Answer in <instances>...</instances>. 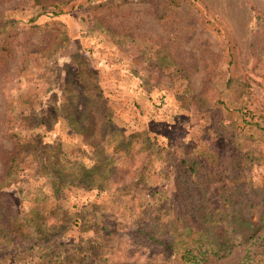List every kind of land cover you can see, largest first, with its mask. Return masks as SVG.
<instances>
[{
  "label": "rangeland",
  "instance_id": "1",
  "mask_svg": "<svg viewBox=\"0 0 264 264\" xmlns=\"http://www.w3.org/2000/svg\"><path fill=\"white\" fill-rule=\"evenodd\" d=\"M180 158L264 187V0H0V264H179L127 228Z\"/></svg>",
  "mask_w": 264,
  "mask_h": 264
},
{
  "label": "trees",
  "instance_id": "2",
  "mask_svg": "<svg viewBox=\"0 0 264 264\" xmlns=\"http://www.w3.org/2000/svg\"><path fill=\"white\" fill-rule=\"evenodd\" d=\"M180 159L181 162H168L173 187L158 190L159 198L150 203L149 211L160 210L163 214L150 216L147 223L137 221L134 230L128 227L130 237L144 247L161 244L178 256L179 264L226 259L238 248H241L239 264H264V187L255 186L253 177L246 174L259 162L208 164L194 158ZM11 163L7 174L14 165ZM135 163L136 178L148 172L152 164ZM114 171L117 172L116 167ZM14 215L8 216L10 226H5L11 234L20 217ZM63 253L55 255L58 258L55 264L70 263ZM80 253H85L80 264H92L94 254L88 250ZM108 264L136 263L112 260Z\"/></svg>",
  "mask_w": 264,
  "mask_h": 264
}]
</instances>
